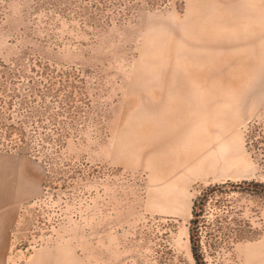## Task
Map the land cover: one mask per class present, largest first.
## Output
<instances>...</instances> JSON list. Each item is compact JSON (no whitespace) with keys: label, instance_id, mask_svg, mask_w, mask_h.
Instances as JSON below:
<instances>
[{"label":"rangeland","instance_id":"rangeland-1","mask_svg":"<svg viewBox=\"0 0 264 264\" xmlns=\"http://www.w3.org/2000/svg\"><path fill=\"white\" fill-rule=\"evenodd\" d=\"M4 65L0 264H264V0H0Z\"/></svg>","mask_w":264,"mask_h":264},{"label":"trees","instance_id":"trees-1","mask_svg":"<svg viewBox=\"0 0 264 264\" xmlns=\"http://www.w3.org/2000/svg\"><path fill=\"white\" fill-rule=\"evenodd\" d=\"M3 69L4 70L0 71V73H1L2 76L6 77V75L8 73V69H7L6 65L3 66ZM6 83H7L6 79L0 80V91H1V93L2 92L5 93L7 91V84ZM223 186L224 185H215L213 187L208 188L207 191H206V197H205L204 201H206L208 199V197L210 196V194L212 192H214L216 189L223 188ZM204 205H205L204 202L200 203V199H197V200L194 201V204H193V215H194L193 222L194 223H197L199 217L202 215V212L204 210ZM194 237H195L194 234H192L191 235V241L193 243L194 255H195L196 259L198 261H200V256L196 252V244H197V242H196V239Z\"/></svg>","mask_w":264,"mask_h":264},{"label":"bare ground","instance_id":"bare-ground-1","mask_svg":"<svg viewBox=\"0 0 264 264\" xmlns=\"http://www.w3.org/2000/svg\"><path fill=\"white\" fill-rule=\"evenodd\" d=\"M197 35H198V34H197ZM206 36H207V35H206ZM203 38H204V36H203ZM206 39H207V38H206ZM204 40H205V39H203V41H204ZM207 40H208V39H207ZM209 40H210V39H209ZM215 40H216V39H215ZM215 40H214V42H215ZM194 41H195V40H194ZM194 41H193V39L191 40V42H194ZM205 41H206V40H205ZM212 41H213V39H212ZM212 41H211V43H212ZM216 41H217V40H216ZM248 41H249V40H248ZM248 41H247V42H248ZM252 41H253V40H252ZM252 41H251V42H252ZM208 42H209V41H208ZM217 42H218V41H217ZM217 42H215V43H217ZM244 42H245V41H244ZM244 42H243V44H245ZM251 42H250V43H251ZM189 43H190V42H189ZM209 43H210V42H209ZM215 43H214V44H215ZM248 43H249V42H248ZM250 43H249V44H250ZM202 44H204V43H202ZM237 44H238V42H237ZM249 44H248V45H249ZM186 45H187V44H186ZM195 45H196V42H195ZM204 45H205V44H204ZM210 45H211V44H210ZM216 45H217V44H216ZM238 45H239V44H238ZM192 46H193V45H192ZM206 46H207V45H206ZM206 46H204V47H206ZM221 46H223V45H221ZM224 46H226V45H224ZM240 46H241V45H240ZM202 47H203V45H202ZM211 47L214 48L215 45H214V46H211ZM236 47H237V46H236ZM208 48H209V46H208ZM195 49H196V48H195ZM197 51L199 52V50H197ZM188 53H189V52H188ZM190 53H191V52H190ZM196 53H197V52H196ZM186 54H187V53H186ZM193 54H194V53H193ZM199 55H200V53H199ZM201 56H203V55L201 54ZM193 57L196 58V57H197V54H196V56H193ZM193 57H191V58H193ZM195 58H193V59H195ZM197 58H198V57H197ZM199 58H200V57H199ZM200 60H201V58H200ZM194 61H196V60H194ZM177 83H178V82H177ZM172 84H173V83H172ZM218 85H219V84H218ZM219 86H220V85H219ZM221 86H222V85H221ZM198 88H199V87H197V89H198ZM199 89H200V88H199ZM219 89H220V88H219ZM197 91H198V90H197ZM208 91H209V90H208ZM202 93H203V92H202ZM210 93H212V92H210ZM168 97H169V96H168ZM193 98H194V97H193ZM195 98H196V97H195ZM200 99H201V98H200ZM195 100H196V99H195ZM195 100H194V101H195ZM158 102H159V101H158ZM167 102H168V101H167ZM170 105H171V104H170ZM198 105H200V104H198ZM196 106H197V104H196ZM145 107H146V106H145ZM186 107H187V106H186ZM197 107H198V106H197ZM141 115H142V114H141ZM143 116H144V115H143ZM141 119H142V118H141ZM151 121H152V120H151ZM128 135H129V134H128ZM140 135H141V134H140ZM129 136H130V135H129ZM126 137H127V136H126ZM126 137H125V138H126ZM127 139H128V138H127ZM127 139H126V140H127ZM141 139H142V138H141ZM129 141H130V139H129ZM141 141H142V140H141ZM130 142H131V141H130ZM144 145H145V144H144ZM140 146H141V145H140ZM130 147H131V146H130ZM133 150H134V149H133ZM140 152H141V151H140ZM124 154H125V153H124ZM137 154H138V153H137ZM137 158H138V157H137ZM176 165H177V164H176ZM172 169H173V168H172ZM193 169H194V168H193ZM170 170H171V169H170ZM199 170H200V169H199ZM203 170H204V169H203ZM182 177H183V176H182ZM179 179H181V177H180ZM183 180H184V179H183Z\"/></svg>","mask_w":264,"mask_h":264}]
</instances>
